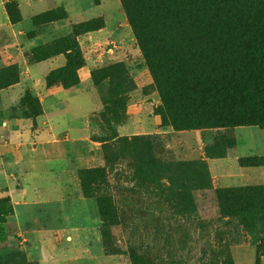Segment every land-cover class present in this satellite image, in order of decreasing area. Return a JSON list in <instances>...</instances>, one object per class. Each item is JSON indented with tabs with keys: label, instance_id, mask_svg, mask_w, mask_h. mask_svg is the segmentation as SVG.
Segmentation results:
<instances>
[{
	"label": "rangeland",
	"instance_id": "rangeland-1",
	"mask_svg": "<svg viewBox=\"0 0 264 264\" xmlns=\"http://www.w3.org/2000/svg\"><path fill=\"white\" fill-rule=\"evenodd\" d=\"M263 1L237 0L236 5L264 13ZM62 2L72 20L101 17L95 25L121 26L104 44L113 50L110 58L102 49L94 51L98 60L92 78L100 91L99 110L90 117L94 148L89 163L78 162L79 167L71 165L54 173L44 161L47 149L38 133L21 135L24 146L18 152L0 146V151L9 153L7 161L3 159L6 177L0 184L5 185L0 189V264H39L45 250L69 256L73 264H234L232 253L237 246L250 251L251 261L245 264H256L264 219L249 214L264 210L263 193L253 201L259 195L255 190L216 188L205 163L195 158L196 144L187 134L216 124L198 127L201 113L180 104L176 96L169 98L168 106L190 128L174 130L169 121L162 123L157 109L165 113L167 107L161 103L119 0ZM8 9L17 29L28 31L27 24L20 22L17 3H8ZM48 13H57L58 19L66 12L60 7ZM38 16L31 19L32 30L17 37L19 43L48 29L52 22H43ZM74 27L67 25L62 36L44 37L30 51L21 50V44L14 41L3 53L0 138H6L7 131L22 118L34 117L30 110L35 105L33 88L29 82L19 81L18 62L42 60L73 46ZM69 63L49 75V85L76 86L75 65ZM39 105L47 113L52 106L59 110L68 106L65 100ZM236 140L238 146L232 153L262 154L264 127L241 126ZM79 149L75 143L62 142L61 150L68 158ZM22 159L33 170L30 178L28 170H18L13 176L7 166L10 160L19 163ZM9 188L24 199L15 209Z\"/></svg>",
	"mask_w": 264,
	"mask_h": 264
},
{
	"label": "trees",
	"instance_id": "trees-1",
	"mask_svg": "<svg viewBox=\"0 0 264 264\" xmlns=\"http://www.w3.org/2000/svg\"><path fill=\"white\" fill-rule=\"evenodd\" d=\"M236 1L119 0L161 103L167 107V112L157 109V113L162 123L169 121L174 130L189 129L190 125L169 108L173 96L201 113L198 127L207 123L216 124L214 128L264 126V13L239 9ZM8 3L7 14L15 24ZM50 11L39 19L53 22L65 18V13H60L56 19L57 13ZM97 19L75 25L76 35L102 28L103 24H94ZM257 163L258 158L241 160L245 166ZM220 189L255 190L259 195L253 196V201L264 195V185ZM249 216L264 219V210ZM261 243L256 264H261L264 253V232Z\"/></svg>",
	"mask_w": 264,
	"mask_h": 264
},
{
	"label": "crops",
	"instance_id": "crops-1",
	"mask_svg": "<svg viewBox=\"0 0 264 264\" xmlns=\"http://www.w3.org/2000/svg\"><path fill=\"white\" fill-rule=\"evenodd\" d=\"M9 1L17 3L18 12L21 17L20 22L27 24L28 31L19 30L17 29V25L11 23L6 7ZM60 7L66 12L64 19L53 21L48 25L46 31L41 32L40 35L28 38L22 44L17 41L19 35L32 30L31 19ZM23 10L25 11L24 13ZM92 19L96 18L89 20ZM83 22L72 20L71 14L67 13L62 0H0V68L5 67V64H3V53L7 51L14 41H16V45L21 44V50L30 51L40 44V40H45L44 37L51 35L62 36L66 32L67 25H77ZM118 26L117 28L108 29L104 22L103 27L96 31L76 35V44L73 48L62 50L42 60L30 62L22 59L18 62L19 81H27L33 88L35 105L30 110L33 111L34 117L22 118L16 122L15 128L7 131V137L0 138V146L11 147L12 151L17 149L16 152H18L24 146L21 135L25 138L26 135L38 133V140L46 145L47 150L44 152V161L45 163L47 162L50 172L59 173L65 171L71 165L79 167V164H75L78 162L81 165L89 163V154L92 148H94L93 142L90 140L91 134L94 133V128L90 124V117L99 110L97 98H99L100 92L99 86L94 83L92 78V69L98 60L94 58V51L102 49L104 50L102 52H106L108 58L113 55V50L106 48L107 46H104V44L109 39L111 32L114 29H118ZM67 62H72L75 65L77 75L76 86L68 89L58 84L52 83L49 85V75L65 67ZM4 90L0 89V95ZM64 100L68 105L64 110H59L55 106H52L50 112L47 113L39 105L41 104L42 106L44 103L52 105L56 101ZM153 122L157 124L156 121ZM38 125L42 127H38ZM239 127L241 126L192 130L187 133L196 144V147L193 149L195 158H199L205 163L212 183L216 188L264 185V152L262 154L260 152L257 154H237L238 152L234 154L231 152L238 146L236 130ZM63 134L65 136L59 140L58 137ZM64 141L75 143L80 148L71 158H68L67 154L61 150L62 142ZM7 154L9 153L0 151V164H2L0 166V184L4 183V177H6L4 167H6ZM250 158H258L257 166H245L241 164V160ZM7 166H10L11 170H13V176L15 175L14 172L26 169L28 170L27 177L30 178L33 171L32 169L30 171L27 159H22L19 163L10 160ZM4 186L0 185V189L3 190ZM10 188L8 192L11 196L12 206L15 209L16 206L23 204L24 199L22 196L15 195L14 191H11ZM27 190L28 185L26 193ZM248 252L250 251L246 247L237 246L232 253L234 264H245L251 261ZM39 264H73V260L69 256H56L45 250L41 253ZM261 264H264V254Z\"/></svg>",
	"mask_w": 264,
	"mask_h": 264
}]
</instances>
